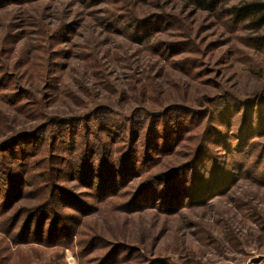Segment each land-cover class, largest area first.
Instances as JSON below:
<instances>
[{
  "label": "rangeland",
  "instance_id": "1",
  "mask_svg": "<svg viewBox=\"0 0 264 264\" xmlns=\"http://www.w3.org/2000/svg\"><path fill=\"white\" fill-rule=\"evenodd\" d=\"M229 13L0 9V264H264V26Z\"/></svg>",
  "mask_w": 264,
  "mask_h": 264
},
{
  "label": "trees",
  "instance_id": "2",
  "mask_svg": "<svg viewBox=\"0 0 264 264\" xmlns=\"http://www.w3.org/2000/svg\"><path fill=\"white\" fill-rule=\"evenodd\" d=\"M27 1L29 0H0V9L6 6L23 4ZM182 1H185L187 4L193 6L197 10H201L205 12L218 13L221 10L225 12H230L229 14H231L235 19L240 21L241 20L248 21L250 23V28H254L256 30H260L264 26V0H238L239 5H234V6H229V5L236 0H182ZM258 119H259V124L262 127H264L263 112L259 114ZM153 144H154V149L152 150V152L157 153L160 145L158 142H154V141L152 142V145ZM114 166L115 164L113 165L108 164V168L111 170H114L115 168ZM108 168L105 169L108 171ZM102 179L103 181H111L115 183L116 182L115 179L118 178L115 177V175H110V173H107L102 177ZM124 179H126L125 176ZM172 185L173 187L170 189L171 191L168 192L169 194L172 193L180 194L181 192L185 191L188 187V183L186 182L183 183L182 187L178 189H176L177 187H175L176 184L173 183ZM157 193L160 194L159 192ZM38 235L41 238V235L40 234Z\"/></svg>",
  "mask_w": 264,
  "mask_h": 264
}]
</instances>
